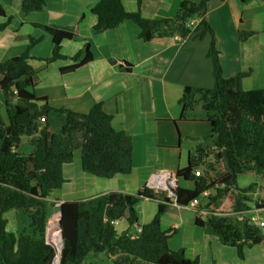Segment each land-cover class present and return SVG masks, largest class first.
<instances>
[{
    "label": "crops",
    "instance_id": "1",
    "mask_svg": "<svg viewBox=\"0 0 264 264\" xmlns=\"http://www.w3.org/2000/svg\"><path fill=\"white\" fill-rule=\"evenodd\" d=\"M98 0H46L40 11L23 12L22 0H0L4 15H0V61L22 54L30 39L37 42L30 48L28 60L33 69L32 91L36 97L45 98L53 108H67L88 112L97 102L111 115L115 130L123 131L132 142V168L127 174L117 173L109 178L86 173L81 165V152L76 149L73 160L63 164L65 181L53 190L48 200L56 206L64 201L87 199L109 191L136 193L152 173L184 168L198 148H214V137L206 120L201 103L184 109L180 98L186 86L210 88L214 84L212 63L207 55L210 35L203 38L179 35L153 37L148 41L139 38V27L131 20H124L114 28L94 29L96 16L91 7ZM125 10L139 13L145 18L173 17L181 0H121ZM197 1V0H191ZM214 32L224 77L248 72L241 81L243 90L264 88V0H210L204 16ZM198 21L197 19H195ZM40 25H53L70 29L74 36L62 40L61 58L46 61L51 55L52 39ZM90 59L71 71L63 68L78 63L85 56ZM78 56L77 58H73ZM4 95L0 91V117L7 124ZM18 122L29 124V116L22 114ZM64 115L50 111L45 122L47 129L58 133ZM30 137L23 136L16 151L29 154L33 146ZM212 141L207 144L206 141ZM208 159V160H207ZM207 161H213L209 156ZM203 165L196 167L202 171ZM194 169V170H196ZM222 163H215L209 175L222 171ZM179 186L192 188V181L183 180ZM255 183L249 200H264L261 194L264 179L255 169L236 177L238 187ZM209 189L196 201L207 211L232 212L234 196L228 192L214 202L206 197ZM232 194V199L229 194ZM264 206V203H262ZM159 202L144 198L134 209L138 224H145L154 217ZM264 211V208L257 213ZM6 229L18 233L27 225V216L21 210L5 213ZM196 214L185 207L169 204L161 215L162 229H175L168 244L172 249H183L189 259L198 258L199 264H223L236 261L233 246L221 244L213 235L195 223ZM208 217V215H207ZM117 234L135 233L125 220L113 223ZM264 242L245 247L243 262L254 257L255 264H264ZM236 249V248H235ZM246 249V250H245ZM228 261L225 255L230 253ZM245 261V262H244Z\"/></svg>",
    "mask_w": 264,
    "mask_h": 264
},
{
    "label": "trees",
    "instance_id": "2",
    "mask_svg": "<svg viewBox=\"0 0 264 264\" xmlns=\"http://www.w3.org/2000/svg\"><path fill=\"white\" fill-rule=\"evenodd\" d=\"M209 1L181 0L175 15L165 18H145L139 11H127L121 0H98L90 10L96 16L94 29L114 28L128 19L137 24L138 36L143 41L174 35L183 38L191 33L198 39L206 33L210 35L207 55L212 63L214 84L210 88L186 86L180 103L184 109L201 103L214 137V148H198L187 166L176 170L178 178L193 183L192 188L177 187L176 203L188 205L209 189L214 190L206 196L210 202L232 192L234 211L239 213L249 208L244 200H249L248 193L253 192L255 183L238 187L237 175L255 169L264 179V88L243 90L241 81L248 72L223 76L214 32L204 18ZM45 2L22 0L21 9L25 13L40 11ZM0 15L5 16L1 4ZM191 19L198 22L189 24ZM40 27L52 39L51 55L45 60L61 58L60 42L71 39L73 31L53 25ZM36 42L31 38L22 54L0 61V91L8 118L5 124L0 117V264H52L54 250L45 243L44 230L48 218L57 209L62 239L59 264H87L84 259L89 252L104 253L113 264H199L198 258H187L183 249L169 247L168 240L175 229L164 230L160 223L169 205L168 199L150 188L142 186L133 194L109 191L83 200L64 201L59 206L47 199L65 181L62 166L73 160L76 149L81 152L84 172L109 178L131 171L132 142L129 135L112 127L111 115L100 102L81 113L53 108L45 98L35 96L31 89L33 69L28 60L29 50ZM89 59L86 50L82 60L62 71H71ZM50 111L64 115L58 133L49 131L47 123L39 128ZM22 114L29 116L28 125L18 122ZM23 136L30 137L33 150L29 154L16 151ZM209 156L213 157L212 162L207 161ZM218 162L222 163L223 170L209 175V170ZM199 165L204 168L195 174L194 169ZM261 194L264 196V186ZM144 198L157 200L159 205L151 221L140 225L134 205ZM256 203L264 208L263 199ZM11 209L21 210L27 216V225L18 233L6 229L4 215ZM120 219L130 226H140L141 231L117 234L113 221ZM195 223L221 244L235 247L240 258L244 257L245 247L264 242L262 227L235 216L211 214L204 220L195 217Z\"/></svg>",
    "mask_w": 264,
    "mask_h": 264
},
{
    "label": "built area",
    "instance_id": "3",
    "mask_svg": "<svg viewBox=\"0 0 264 264\" xmlns=\"http://www.w3.org/2000/svg\"><path fill=\"white\" fill-rule=\"evenodd\" d=\"M198 21L195 19H191L189 24H196ZM43 120V119H41ZM195 174H199V170L196 169ZM145 187L152 189L154 192L162 194L168 199V204L177 205L181 207L188 208L192 210L196 217L204 220L207 218V215H236V217L240 220H246L248 223L257 225L259 227H264V220L258 219L255 216L251 218L247 217V212H258L262 210L258 207L257 203L254 202V206L247 208H243L239 213H236L233 209L232 212H217V211H207L205 208L201 207L196 200L192 201L188 205H179L176 203V192L175 190L179 186V178L176 175V172L172 171H159L152 173L147 181L145 182ZM61 203H58L56 206H59ZM59 219V210H55L50 217L48 218L45 230H44V240L46 244L52 246L54 253L51 259L52 264H59L60 262V253L62 248V239L61 232L58 225ZM113 223H117V220L113 221ZM50 225H53V228H50ZM135 233H139L141 231V227L138 225H134Z\"/></svg>",
    "mask_w": 264,
    "mask_h": 264
},
{
    "label": "rangeland",
    "instance_id": "4",
    "mask_svg": "<svg viewBox=\"0 0 264 264\" xmlns=\"http://www.w3.org/2000/svg\"><path fill=\"white\" fill-rule=\"evenodd\" d=\"M210 142L212 143V141L208 140L206 141L207 144H210ZM183 182L181 178H179V183ZM202 198V196L200 195L198 197V199L200 200ZM229 198L232 199V194L230 193L229 194ZM255 203L252 204V206H254ZM226 213H230V212H226ZM247 217L251 218L252 216H255L257 217L258 219H263L264 220V211H261L259 213L257 212H247L246 213ZM231 216H235L236 215H231ZM134 228V226H133ZM264 229V227H262ZM254 248L253 250H256V249H261V248H264V246H258V247H252ZM228 250H232V252H234V256L236 258V261H228L230 255H231V251L230 253L226 254L225 255V259L230 263V264H255L256 262L254 261V257L252 255L249 256V262L248 261H244L245 263H240V262H243L242 259L238 256L237 254V251L235 248H232V247H228ZM246 250V249H245ZM244 257H245V251H244ZM84 262L89 264V263H99V264H113L112 263V259L105 255L104 253H98V254H95L93 252H89L85 259H84ZM217 264H223L220 260H217ZM224 264H226V262L224 261Z\"/></svg>",
    "mask_w": 264,
    "mask_h": 264
},
{
    "label": "water",
    "instance_id": "5",
    "mask_svg": "<svg viewBox=\"0 0 264 264\" xmlns=\"http://www.w3.org/2000/svg\"><path fill=\"white\" fill-rule=\"evenodd\" d=\"M223 156H224V160H225V162L227 163V162H228V159H227V157H226V152H225V150H223ZM58 225H59V228H60V227H61L60 211H59Z\"/></svg>",
    "mask_w": 264,
    "mask_h": 264
},
{
    "label": "bare ground",
    "instance_id": "6",
    "mask_svg": "<svg viewBox=\"0 0 264 264\" xmlns=\"http://www.w3.org/2000/svg\"><path fill=\"white\" fill-rule=\"evenodd\" d=\"M50 228H53V225H50Z\"/></svg>",
    "mask_w": 264,
    "mask_h": 264
}]
</instances>
